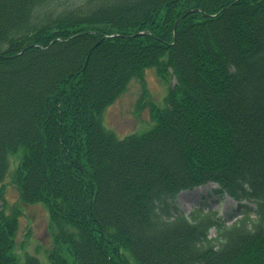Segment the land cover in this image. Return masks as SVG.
<instances>
[{"label": "trees", "instance_id": "trees-1", "mask_svg": "<svg viewBox=\"0 0 264 264\" xmlns=\"http://www.w3.org/2000/svg\"><path fill=\"white\" fill-rule=\"evenodd\" d=\"M64 3L0 0V264H21L12 154L20 200L48 209L49 264H264V0ZM150 67L176 80L166 105L117 139L102 113ZM209 183L254 208L171 214Z\"/></svg>", "mask_w": 264, "mask_h": 264}, {"label": "rangeland", "instance_id": "rangeland-1", "mask_svg": "<svg viewBox=\"0 0 264 264\" xmlns=\"http://www.w3.org/2000/svg\"><path fill=\"white\" fill-rule=\"evenodd\" d=\"M71 2L72 0H65L64 4ZM174 83L172 77L163 80L157 76L154 67L147 68L141 81L138 78L131 79L123 93L106 108L102 119L104 128L119 139L149 131L154 126L152 106L164 108L165 98ZM10 156L8 171L2 184L5 212H19L13 255L21 264L27 256L37 258L40 264H49L48 252L52 238L49 233L48 209L43 203L27 205L20 200L19 192L12 183V173L18 165V158L16 155ZM168 204L172 215V208L187 217L216 212L226 224H230L238 216L237 201L227 194L220 193L215 184L183 191ZM209 234L213 235L214 230H210Z\"/></svg>", "mask_w": 264, "mask_h": 264}, {"label": "water", "instance_id": "water-1", "mask_svg": "<svg viewBox=\"0 0 264 264\" xmlns=\"http://www.w3.org/2000/svg\"><path fill=\"white\" fill-rule=\"evenodd\" d=\"M137 35H139V34H137Z\"/></svg>", "mask_w": 264, "mask_h": 264}]
</instances>
